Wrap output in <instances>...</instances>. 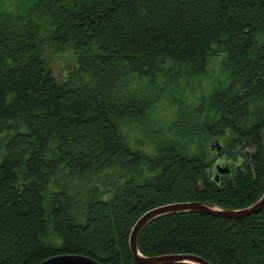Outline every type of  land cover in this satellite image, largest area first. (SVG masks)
<instances>
[{"label":"trees","instance_id":"1","mask_svg":"<svg viewBox=\"0 0 264 264\" xmlns=\"http://www.w3.org/2000/svg\"><path fill=\"white\" fill-rule=\"evenodd\" d=\"M68 50L78 68L62 81L48 57ZM216 65L207 97L177 102L178 81ZM121 82L133 88L117 98ZM161 98L177 109L169 134L132 141L123 114L142 117ZM263 129L264 0H0V264H139L129 239L147 212L241 210L264 195ZM212 139L244 154L220 182ZM138 250L264 264V209L165 216Z\"/></svg>","mask_w":264,"mask_h":264},{"label":"rangeland","instance_id":"2","mask_svg":"<svg viewBox=\"0 0 264 264\" xmlns=\"http://www.w3.org/2000/svg\"><path fill=\"white\" fill-rule=\"evenodd\" d=\"M49 62L54 70L56 77L59 80H66L67 77L71 74L73 70H76L78 67L76 65V60L73 53L68 50L60 54H54L51 57H48ZM189 71V69H186ZM196 71V70H195ZM195 71H190L192 73ZM178 72H181L178 70ZM221 74V69L219 65L212 66L209 68L207 73H196L197 76L193 78L186 79L184 81H178V87L176 89V95L174 98L178 103L182 101L184 105L199 104V99L207 97L215 88L214 81ZM83 83L88 84V76H80ZM119 84L116 88L113 89L117 98H123L129 92H131L133 86H130L127 83ZM182 104V105H183ZM184 108V107H183ZM176 107L171 106L167 101L161 98L154 105L150 107L149 113L139 117L138 113H131L128 111L125 116V119L122 120V128L127 130V133L131 137V140L150 142L151 138L162 139L163 136L169 134L172 129V124L176 121ZM181 129L178 130L180 132ZM215 139L210 140L206 144L208 151L211 150V145L214 143ZM217 149V148H216ZM211 158H215L214 155H211Z\"/></svg>","mask_w":264,"mask_h":264},{"label":"water","instance_id":"3","mask_svg":"<svg viewBox=\"0 0 264 264\" xmlns=\"http://www.w3.org/2000/svg\"><path fill=\"white\" fill-rule=\"evenodd\" d=\"M264 144V129L262 132ZM214 144V147L217 146ZM221 147H218V151ZM219 167V165H217ZM229 172L227 168L222 173ZM264 209V195L253 205L241 210H225L215 205L195 202V203H176L162 206L147 212L138 220L134 226L129 239L130 251L139 264H211L205 259L192 254H172L157 257H144L138 250V239L144 228L151 222L170 215L183 213H199L208 216H214L221 219L237 220L261 212ZM40 264H102L90 257L76 254H64L50 257Z\"/></svg>","mask_w":264,"mask_h":264},{"label":"flooded vegetation","instance_id":"4","mask_svg":"<svg viewBox=\"0 0 264 264\" xmlns=\"http://www.w3.org/2000/svg\"><path fill=\"white\" fill-rule=\"evenodd\" d=\"M214 143H217L218 145L214 147V144H212L211 151L215 157V166L219 165V167H217L219 174L213 172V176L215 177L216 182H220V179H226L229 175L231 176L232 171L239 168L243 164L244 154H236V152L233 154L231 151H227L225 146L221 144L220 139H215ZM219 146L221 147L220 151H218ZM222 151L223 153H221ZM248 151L249 150L246 152ZM227 168L229 169V172L222 173V171H225Z\"/></svg>","mask_w":264,"mask_h":264}]
</instances>
